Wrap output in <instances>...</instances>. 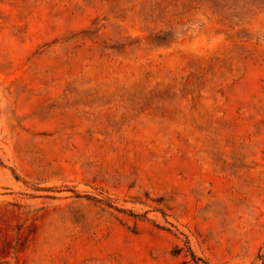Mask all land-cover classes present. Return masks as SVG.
<instances>
[{"label": "rangeland", "instance_id": "obj_1", "mask_svg": "<svg viewBox=\"0 0 264 264\" xmlns=\"http://www.w3.org/2000/svg\"><path fill=\"white\" fill-rule=\"evenodd\" d=\"M0 264H264V0H0Z\"/></svg>", "mask_w": 264, "mask_h": 264}]
</instances>
